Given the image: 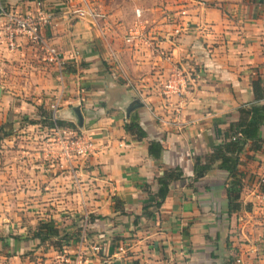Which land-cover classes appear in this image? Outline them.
<instances>
[{"label":"crops","instance_id":"1","mask_svg":"<svg viewBox=\"0 0 264 264\" xmlns=\"http://www.w3.org/2000/svg\"><path fill=\"white\" fill-rule=\"evenodd\" d=\"M52 1L0 0V6L26 14L40 4L51 16L42 36L64 58L62 82L42 50L21 37L14 48L0 38V79L9 82L7 61L14 63L18 84L30 72L45 84L36 92L48 88L45 105H56V119L74 125L79 110L77 130L92 149L67 162L60 146L62 130L73 132L67 127L54 133L17 123L18 134L31 133L25 140L16 137L22 141L16 140L14 151L7 149V138L0 139V264H59L63 252L76 251L83 253V264H264V203L258 198L264 195L258 183L264 151L247 145L240 155L242 208L236 213L227 211L229 179L219 162L193 179L195 158L209 155L238 120V109L254 100L251 81L260 77L264 85V4L166 0L151 10L142 37L126 42L130 29L122 23L94 28L73 17L71 8L49 12L46 6L61 5ZM164 6L187 8L183 20L189 25L178 37H170ZM175 68L190 77L180 99L166 97L162 88ZM9 94H1V103ZM134 99L143 105L129 115L146 133L139 141L124 130L125 110ZM7 112L0 108V125ZM14 112L37 120L35 109L23 102ZM46 132L51 137L45 140ZM259 133L264 138V126ZM150 141L161 144L160 158L149 156ZM174 168L181 179L170 184L160 207L148 208L150 217L141 216L158 190L156 178ZM69 214L84 221L72 224L64 216ZM40 222H52L58 235L44 243L32 238ZM57 239L61 250L53 247Z\"/></svg>","mask_w":264,"mask_h":264},{"label":"trees","instance_id":"2","mask_svg":"<svg viewBox=\"0 0 264 264\" xmlns=\"http://www.w3.org/2000/svg\"><path fill=\"white\" fill-rule=\"evenodd\" d=\"M264 4V0H257ZM251 91L254 100L247 105H243L238 109L239 118L236 122L230 123L225 134L224 140L215 145L212 152L204 159L195 158L193 172L194 180L197 181L203 178L209 172L212 166L219 162V167L222 168L229 179L226 187L227 192V211L229 214L236 213L241 210L240 193L243 188L242 173L238 167L241 164L240 155L247 145L254 152L264 151V138L260 136L259 129L264 126V85L260 77L251 81ZM43 121L33 120L28 122L30 125L39 124L48 129L55 127H67L74 129L75 126L61 120H52L51 113L40 112L37 115ZM48 120V121H47ZM1 130V128H0ZM124 130L129 135L133 136L135 140H142L146 138V133L142 130L137 122L135 115L128 118L124 125ZM163 148L160 143L150 141L148 144V154L154 159L160 158ZM182 172L179 168L169 169L164 171L160 177L156 178L158 185L157 192L149 197V206L143 207L142 215L145 218L151 216L148 210L149 207H160L164 201L169 186L172 182L180 180ZM250 210V205L244 207ZM137 217H135L136 221ZM89 221L91 219H88ZM58 230L54 227L52 222H40L33 233L32 238L38 239L41 243L50 241L53 236H57ZM65 237V236H64ZM64 237L62 239H64ZM53 247L57 245L53 243Z\"/></svg>","mask_w":264,"mask_h":264},{"label":"built area","instance_id":"3","mask_svg":"<svg viewBox=\"0 0 264 264\" xmlns=\"http://www.w3.org/2000/svg\"><path fill=\"white\" fill-rule=\"evenodd\" d=\"M198 5L202 8L206 6V3L197 1ZM37 10L34 13H17L14 11H7L1 8L0 13V38L4 39L10 48L15 47V39L18 37L26 39L32 45L39 47L44 54L45 62L54 69L57 79L62 82L65 63L61 52L53 46L47 44L42 36V29L47 26L51 20V16L40 9V4L37 5ZM78 19H90L95 18V13L88 8H75L71 11ZM135 16L138 22L129 30L125 37L126 42L133 41L136 37L138 39L142 37L145 21L143 20L144 11L141 8L134 10ZM166 22L171 23L173 26L170 37H178L181 33L188 28L189 22L184 21L183 18L187 16V8H179L172 11L167 7L162 8ZM137 39V40H138ZM169 58V57H167ZM190 77L186 72H183L177 68L168 75V78L163 82L162 88L164 95L167 97H175L180 99L185 93L187 81ZM51 118L56 120V105H51ZM60 128L55 127L51 129L54 133H58ZM62 134L65 138L61 142V153L67 162L73 160L75 157H83L90 153L92 149V142L85 136L76 137L73 133L68 130H62ZM259 177L258 183L264 184V161L259 164ZM259 199H264V195L258 196ZM86 219V218H85ZM97 251V249H94ZM59 264H83L84 258L81 251H76L74 254L69 255L66 252L60 255ZM238 263L240 260L237 261Z\"/></svg>","mask_w":264,"mask_h":264},{"label":"rangeland","instance_id":"4","mask_svg":"<svg viewBox=\"0 0 264 264\" xmlns=\"http://www.w3.org/2000/svg\"><path fill=\"white\" fill-rule=\"evenodd\" d=\"M59 6H53L52 4L49 7V12H56L59 13L60 10L64 11V8H84L88 7L90 8L93 13H95V18L90 21V19H83V22H87L92 27H97L100 23H104L105 25H109L112 23H122L125 27V29L128 31L131 29L137 22L138 19L135 16L134 10L137 8H141L144 11V17L143 20H150L151 19V10H154L155 8L159 7L161 3L166 4V0H58ZM56 2L55 0L52 1V3ZM41 7L44 9L41 4ZM61 8V9H60ZM73 15V14H72ZM75 17V15H73ZM146 25V22H144ZM15 62V60H12ZM7 64V73L9 79L8 83L3 82L2 79H0V108H8L6 121L2 122L3 124L0 125V139L7 138L9 141V144H7V149L13 150L15 149L17 142L22 141V138L16 139V137H24L23 140H25L26 137L30 136L31 130L28 133H24V135L18 134L17 132V123L20 125L22 124H28V122L33 120H28V117L21 116L20 114H17V112H14L15 106H17L20 102H23L26 104L27 108L35 109V112L37 115H39L40 112H48L51 113V103L45 105V100L48 99L47 92L49 91L48 88L42 89L41 92H36L35 87L38 86H45V84H39L38 82H35V80L32 78L33 75L30 74V72H27V80L23 85L18 84L17 76H16V69L14 67V63L12 64L10 61L6 62ZM11 66V67H10ZM28 71H31V69H28ZM49 72V68L46 70ZM21 87V88H20ZM20 88V89H19ZM10 93L8 96L9 98L1 103V97L2 93L4 92ZM53 91V90H52ZM22 94V96L18 94ZM18 95V96H16ZM41 100L37 102V100ZM35 119V118H34ZM73 121L75 122L74 126L75 128L73 130V134L76 137L82 136L80 131L77 130V124H76V118L72 117ZM36 120V119H35ZM37 120L43 121L40 118L37 117ZM48 121V120H47ZM29 135V136H27ZM46 137L45 140L48 139V136L51 137V134L49 132L45 133ZM17 140V142H16ZM27 141V140H26ZM6 143H4V146ZM0 151L3 149L0 147ZM1 153V152H0ZM8 155H14V154H8ZM259 168V166H258ZM264 203V199H261ZM261 214V212H260ZM66 217V220H71L70 222L73 223H81V220L84 221L83 216L73 214V215H64ZM262 220L264 221V215L262 216ZM82 230V229H81ZM53 242L57 245V247L60 249L63 245L62 242H59V239L53 240ZM61 250V249H60ZM263 250V249H262ZM64 253V252H63ZM62 253V254H63ZM67 253V252H66ZM68 254V253H67ZM60 259V258H59Z\"/></svg>","mask_w":264,"mask_h":264},{"label":"water","instance_id":"5","mask_svg":"<svg viewBox=\"0 0 264 264\" xmlns=\"http://www.w3.org/2000/svg\"><path fill=\"white\" fill-rule=\"evenodd\" d=\"M0 13H1V6H0ZM143 105L142 103L140 102L139 99H134L132 100L128 106L126 107V110H125V118L127 119L129 117V115L136 109L138 108H141ZM74 117L76 118V124L79 128L82 127V116L79 112L78 109H75L74 110Z\"/></svg>","mask_w":264,"mask_h":264}]
</instances>
